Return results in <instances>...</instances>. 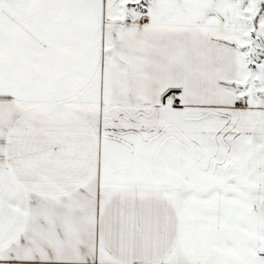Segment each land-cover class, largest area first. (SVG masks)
<instances>
[{
    "label": "snow or ice",
    "instance_id": "1",
    "mask_svg": "<svg viewBox=\"0 0 264 264\" xmlns=\"http://www.w3.org/2000/svg\"><path fill=\"white\" fill-rule=\"evenodd\" d=\"M0 264H264V0H0Z\"/></svg>",
    "mask_w": 264,
    "mask_h": 264
}]
</instances>
